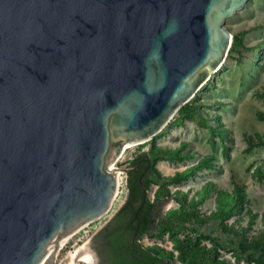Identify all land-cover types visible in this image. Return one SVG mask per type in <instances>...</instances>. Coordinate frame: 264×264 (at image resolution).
I'll return each instance as SVG.
<instances>
[{"label": "water", "instance_id": "95a60500", "mask_svg": "<svg viewBox=\"0 0 264 264\" xmlns=\"http://www.w3.org/2000/svg\"><path fill=\"white\" fill-rule=\"evenodd\" d=\"M247 1L0 0V264H54L108 211L114 164L219 70Z\"/></svg>", "mask_w": 264, "mask_h": 264}, {"label": "rangeland", "instance_id": "374dc122", "mask_svg": "<svg viewBox=\"0 0 264 264\" xmlns=\"http://www.w3.org/2000/svg\"><path fill=\"white\" fill-rule=\"evenodd\" d=\"M242 42L195 94L197 111L191 118L177 113L149 141L127 147L114 167H128L132 158L148 152L152 169L147 197L161 190L179 194L191 214L185 233L170 230L144 235L139 243L159 252L170 264H187L179 257L186 233L198 240L215 264H264V0H248L225 22ZM232 37V40H234ZM108 211L88 224L89 234L101 228L121 207L126 195L124 172L119 171ZM244 203L228 209L233 191ZM171 199L159 203L166 217L177 210ZM85 240L80 231L67 239L60 258L69 262ZM84 260L90 262V260ZM91 263V262H90Z\"/></svg>", "mask_w": 264, "mask_h": 264}, {"label": "trees", "instance_id": "16d2710c", "mask_svg": "<svg viewBox=\"0 0 264 264\" xmlns=\"http://www.w3.org/2000/svg\"><path fill=\"white\" fill-rule=\"evenodd\" d=\"M233 39L229 51L235 52L242 47V42L235 36ZM195 105H197V100L191 104H185L179 109L178 114L191 118L197 111V106ZM139 154L140 156L148 157L151 161V168L148 174L141 179L147 190L149 188L148 175L152 169V159L148 152ZM136 161H130L131 166H134ZM139 176L131 172L126 179L127 195L116 214L122 216L121 218L125 229L129 232V237L125 245L112 248L114 254L112 258L115 259V264H170L169 258L162 256L159 252L144 248L137 242V239L144 235H151L165 230L183 233L187 226L191 224V214L185 209L179 194L171 195L168 190L159 191L153 200L146 197L145 202L139 208L142 197V189L138 181ZM170 199L178 205L177 210L170 212L166 217H160L157 212L159 203ZM244 202H246L245 195L241 190L237 189L233 191L227 202L228 209L231 208L232 210L236 204ZM134 230H136L134 241L130 242V237L133 235ZM179 257L186 261L187 264H215L211 254L190 233H186L181 240ZM256 259L261 264V260L257 257Z\"/></svg>", "mask_w": 264, "mask_h": 264}, {"label": "flooded vegetation", "instance_id": "af4514ba", "mask_svg": "<svg viewBox=\"0 0 264 264\" xmlns=\"http://www.w3.org/2000/svg\"><path fill=\"white\" fill-rule=\"evenodd\" d=\"M133 160L137 161L134 166H131L130 163L128 164V168L130 169L128 174L132 172L141 176L144 172L142 178L145 177L151 168L150 159L137 154L131 161ZM148 162L150 165L145 170ZM121 217V215L115 213L101 228L93 231L90 239L85 243L91 258H96L97 264H115V259L112 258L114 256L112 248L125 245L129 232L125 229ZM135 234L136 230H134L133 235L130 237V242L134 241ZM139 238L137 242H139Z\"/></svg>", "mask_w": 264, "mask_h": 264}, {"label": "bare ground", "instance_id": "6f19581e", "mask_svg": "<svg viewBox=\"0 0 264 264\" xmlns=\"http://www.w3.org/2000/svg\"><path fill=\"white\" fill-rule=\"evenodd\" d=\"M119 172L117 173V185H118V180H119ZM77 230L75 231H71L67 234V238H69L71 235H73L74 233H76ZM65 239V240H66ZM81 258L85 259V260H90V262L84 261V260H80ZM71 260L73 262V264H79V262H85L86 264H96L97 260L96 258H91V255L89 254V252L87 251V246H85V244L83 246H81L79 249H77L75 251V253L72 255Z\"/></svg>", "mask_w": 264, "mask_h": 264}, {"label": "built area", "instance_id": "2783aa9c", "mask_svg": "<svg viewBox=\"0 0 264 264\" xmlns=\"http://www.w3.org/2000/svg\"><path fill=\"white\" fill-rule=\"evenodd\" d=\"M87 226H88V224L85 225V226H83L82 228L78 229L77 232H76V233H78V232H80V231H83V232H84V237H85L84 242H83L80 246H78V247L76 248V250L79 249L81 246H83L85 243H87L88 240L90 239L92 233H93V232H91V233L89 234V230H84ZM76 233H74V234H76ZM74 234H73V235H74ZM71 236H72V235H71ZM71 236H70V237H71ZM70 237H69V238H70ZM67 239H68V238H67ZM67 239L62 243L61 249L65 246ZM76 250H75V251H76ZM75 251H74V253H75ZM74 253H73V254H74ZM73 254H70V255H69V256H70L69 262H65L64 260H65L66 255H65L64 257L60 258V253H58L57 256H56V258H55L54 264H73V262H72V260H71V257H72ZM79 264H86V263L81 261V262H79Z\"/></svg>", "mask_w": 264, "mask_h": 264}]
</instances>
